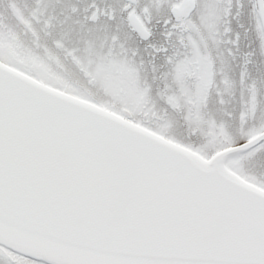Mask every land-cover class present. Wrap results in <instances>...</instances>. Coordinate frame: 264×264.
<instances>
[{
	"label": "snow or ice",
	"instance_id": "snow-or-ice-1",
	"mask_svg": "<svg viewBox=\"0 0 264 264\" xmlns=\"http://www.w3.org/2000/svg\"><path fill=\"white\" fill-rule=\"evenodd\" d=\"M0 264H264V0H0Z\"/></svg>",
	"mask_w": 264,
	"mask_h": 264
}]
</instances>
